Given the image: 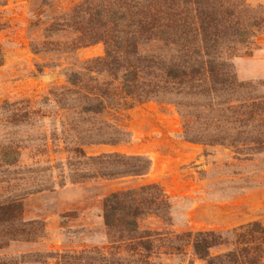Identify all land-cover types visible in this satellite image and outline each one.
Returning a JSON list of instances; mask_svg holds the SVG:
<instances>
[{
    "label": "trees",
    "instance_id": "trees-1",
    "mask_svg": "<svg viewBox=\"0 0 264 264\" xmlns=\"http://www.w3.org/2000/svg\"><path fill=\"white\" fill-rule=\"evenodd\" d=\"M68 29L75 34L70 50L102 43L104 55L67 72V86L49 92L47 99L71 120L62 130L64 146L58 150L66 153L65 162L47 169L66 164L73 171L71 182L145 174L150 167L146 157L87 155L84 147L114 145L123 138L97 116L111 107L131 108L149 100L176 105L189 141L227 145L238 153L264 151V122L255 124L264 116V96H251L250 85L237 80L230 61L255 32L264 31V15L250 17L243 0H81L44 30ZM23 103L0 104L7 124L19 127L35 117ZM203 110L208 122L200 133L193 124ZM22 148L19 140H0V249L11 241L36 240L43 225L24 220V200L53 190L32 176L44 169L34 166L38 161L32 156L30 164L23 163ZM169 208L156 184L108 195L103 201L108 249L62 254L63 264H165L161 257L182 254L187 247L203 264H264V226L258 222L228 234L139 228V220L147 215L169 221ZM223 246L228 247L225 252L212 253ZM0 264L17 262L2 256Z\"/></svg>",
    "mask_w": 264,
    "mask_h": 264
},
{
    "label": "rangeland",
    "instance_id": "rangeland-1",
    "mask_svg": "<svg viewBox=\"0 0 264 264\" xmlns=\"http://www.w3.org/2000/svg\"><path fill=\"white\" fill-rule=\"evenodd\" d=\"M80 1L0 0V104L24 102L36 112L30 123L19 127L7 124L6 115L0 114V140L21 141V161L30 164L32 156L38 161L34 166L44 169L24 177L38 175L53 186V190L30 194L24 200V220L40 222L42 233L34 241L9 242L0 249V257L12 258L17 264H63L62 254L95 248L106 251L109 240L103 221L104 198L149 184L158 185L165 194L170 204L169 221L147 215L139 220L141 230L228 234L252 222L264 226V151L238 153L227 145L187 140L185 119L167 100L107 109L97 121L113 125L123 138L114 145L84 147L87 155L146 157L150 167L145 174L71 182L73 171L66 164L47 169L65 162L66 153L58 150L64 146L62 130L71 120L49 100V92L67 86V72L78 69L85 60L104 55L102 43L70 50L75 38L71 29L57 33L44 30L53 18L69 12ZM243 1L250 17L264 15V0ZM230 61L237 80L250 85L247 90L251 96H264V31L255 32ZM205 115L203 110L193 124L197 132L206 131ZM256 119V125L264 122V116ZM44 147L46 153L41 151ZM227 249L223 246L212 253ZM160 261L203 264L190 247Z\"/></svg>",
    "mask_w": 264,
    "mask_h": 264
}]
</instances>
